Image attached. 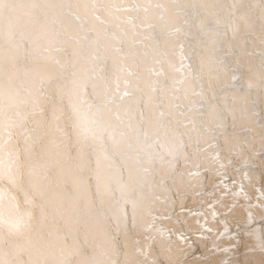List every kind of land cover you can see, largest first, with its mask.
Wrapping results in <instances>:
<instances>
[{
  "label": "bare ground",
  "instance_id": "obj_1",
  "mask_svg": "<svg viewBox=\"0 0 264 264\" xmlns=\"http://www.w3.org/2000/svg\"><path fill=\"white\" fill-rule=\"evenodd\" d=\"M0 264H264V0H0Z\"/></svg>",
  "mask_w": 264,
  "mask_h": 264
},
{
  "label": "snow or ice",
  "instance_id": "obj_2",
  "mask_svg": "<svg viewBox=\"0 0 264 264\" xmlns=\"http://www.w3.org/2000/svg\"><path fill=\"white\" fill-rule=\"evenodd\" d=\"M219 234V233H218Z\"/></svg>",
  "mask_w": 264,
  "mask_h": 264
}]
</instances>
